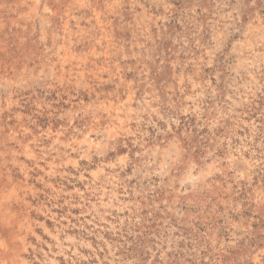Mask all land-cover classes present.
I'll use <instances>...</instances> for the list:
<instances>
[{"label":"rangeland","instance_id":"374dc122","mask_svg":"<svg viewBox=\"0 0 264 264\" xmlns=\"http://www.w3.org/2000/svg\"><path fill=\"white\" fill-rule=\"evenodd\" d=\"M0 256L264 264V0H0Z\"/></svg>","mask_w":264,"mask_h":264},{"label":"bare ground","instance_id":"6f19581e","mask_svg":"<svg viewBox=\"0 0 264 264\" xmlns=\"http://www.w3.org/2000/svg\"><path fill=\"white\" fill-rule=\"evenodd\" d=\"M35 151V150H34ZM36 155V154H35ZM16 220V219H15ZM14 222V221H13ZM6 223V222H5ZM13 225V224H12ZM3 227V226H2ZM8 227V226H7ZM12 227V226H11ZM47 227V226H46ZM8 229H10V227L8 228ZM12 236V235H11ZM3 242V241H2ZM4 246H5V244H4ZM7 248V247H6ZM17 249V248H16ZM12 251V250H11ZM19 251V250H18ZM9 252V251H8ZM7 252V253H8ZM17 254V253H16ZM1 257V256H0ZM12 257V256H11ZM3 260V259H2ZM14 260V259H13ZM4 262H5V260H4ZM15 262V261H14Z\"/></svg>","mask_w":264,"mask_h":264}]
</instances>
